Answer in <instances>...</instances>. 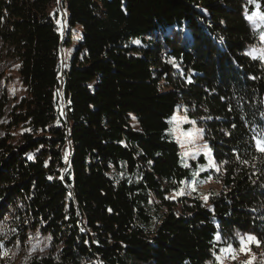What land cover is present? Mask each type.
Returning a JSON list of instances; mask_svg holds the SVG:
<instances>
[{
    "label": "trees",
    "instance_id": "obj_1",
    "mask_svg": "<svg viewBox=\"0 0 264 264\" xmlns=\"http://www.w3.org/2000/svg\"><path fill=\"white\" fill-rule=\"evenodd\" d=\"M59 2L0 0L27 88L0 99V256L31 229L51 248L27 264H207L245 235L264 253V0H62L64 38ZM178 110L216 167L185 162Z\"/></svg>",
    "mask_w": 264,
    "mask_h": 264
},
{
    "label": "rangeland",
    "instance_id": "obj_2",
    "mask_svg": "<svg viewBox=\"0 0 264 264\" xmlns=\"http://www.w3.org/2000/svg\"><path fill=\"white\" fill-rule=\"evenodd\" d=\"M63 13L66 14V12ZM262 16H264V14L260 12H252L249 13L246 18L253 29H259L263 22L261 19ZM249 17H252V19L256 22L253 23ZM59 23L61 33L66 35L67 23L65 22L64 24L62 19H60ZM135 43L140 44L139 41H135ZM75 46L76 42L75 44L67 47L66 52L63 49V66L66 64V67H68V60L71 59L75 50ZM254 49L256 50V54H259L260 50L264 49V42L261 41V36L258 38V40L248 45L246 53H252ZM65 73V70L60 73V82L61 76H64ZM61 92L62 91L60 90L59 96ZM2 94H5L6 98L14 103V101L19 100L20 98L27 95V88L21 81L20 63L10 55L8 48L0 40V99ZM64 98L60 96L62 110L65 106ZM9 107L10 106H8L7 110ZM172 121V130L179 142L181 154L185 162L187 163L191 160H197L198 157L203 155L208 164L213 167L215 162L210 154L208 146L204 142L201 128H199L194 122L189 121L185 117L182 110H178L175 113ZM7 123V119L0 116V136H2L8 129ZM213 187V184L208 181L203 187L199 189V192L202 196H204L205 200L207 199L208 189ZM188 189L189 191L191 190V192L194 190L190 186ZM183 192L184 189H181L179 194H183ZM175 195L176 194H173V196ZM27 234L26 242L18 241L12 251L0 256V264H27L33 258L46 256L49 253L51 248V238L48 235L40 233L38 229H31ZM247 236L248 235L241 236L239 239L240 242L242 243V237L246 240ZM241 243L239 246L232 245L230 247L223 248L222 251L216 254L215 257L207 264H244L245 261H251V264H264V253L261 252L258 247L255 248L253 245L254 243L248 245L249 251L247 254L240 251ZM229 249L234 251H229Z\"/></svg>",
    "mask_w": 264,
    "mask_h": 264
},
{
    "label": "snow or ice",
    "instance_id": "obj_3",
    "mask_svg": "<svg viewBox=\"0 0 264 264\" xmlns=\"http://www.w3.org/2000/svg\"><path fill=\"white\" fill-rule=\"evenodd\" d=\"M250 2H253V0H250ZM250 20H252L253 23H255L256 21L252 19V17H249ZM262 20H264V16L261 17ZM261 41L264 42V36H261ZM250 55L253 56V59H260L262 61H264V49H261L259 54H256V50L254 49L252 53H249ZM233 127H235V125H233ZM253 139L255 140V146L257 151H259L260 153L264 154V139L258 138V137H253ZM245 163H247L245 161ZM213 167H215V165H213ZM241 248L240 251L244 252L245 254H247V252L249 251L248 245L254 243L257 247L260 246V241L253 235H248L247 239L245 240L243 237L241 238ZM229 251H234L232 249H229ZM235 258V257H233ZM219 259V258H218ZM244 264H251V261H245Z\"/></svg>",
    "mask_w": 264,
    "mask_h": 264
},
{
    "label": "water",
    "instance_id": "obj_4",
    "mask_svg": "<svg viewBox=\"0 0 264 264\" xmlns=\"http://www.w3.org/2000/svg\"><path fill=\"white\" fill-rule=\"evenodd\" d=\"M59 8H60V13H61V19H62V22L65 24V22H66V14L65 13H63V12H65V9H64V7H63V5H62V0H60V2H59ZM65 14V15H64ZM62 36H63V38L65 37V35L64 34H62ZM63 54H64V52H63V45L61 44V71H60V73H62L63 71H64V66H63ZM60 75V74H59ZM59 82H60V80H59ZM65 85H66V79H65V75H64V82H63V84H61V82H60V89H59V91L61 90L62 92L60 93V96H62L63 98H64V91H65ZM62 115L64 116V117H66V111L65 110H63V112H62ZM68 166L70 165V161L68 162V164H67Z\"/></svg>",
    "mask_w": 264,
    "mask_h": 264
},
{
    "label": "built area",
    "instance_id": "obj_5",
    "mask_svg": "<svg viewBox=\"0 0 264 264\" xmlns=\"http://www.w3.org/2000/svg\"><path fill=\"white\" fill-rule=\"evenodd\" d=\"M65 103V102H64ZM63 110H66V104H65V106H64V108H63Z\"/></svg>",
    "mask_w": 264,
    "mask_h": 264
},
{
    "label": "bare ground",
    "instance_id": "obj_6",
    "mask_svg": "<svg viewBox=\"0 0 264 264\" xmlns=\"http://www.w3.org/2000/svg\"><path fill=\"white\" fill-rule=\"evenodd\" d=\"M60 80V79H59Z\"/></svg>",
    "mask_w": 264,
    "mask_h": 264
}]
</instances>
